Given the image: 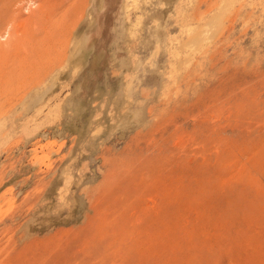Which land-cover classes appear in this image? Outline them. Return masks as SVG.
I'll use <instances>...</instances> for the list:
<instances>
[{
    "label": "rangeland",
    "instance_id": "374dc122",
    "mask_svg": "<svg viewBox=\"0 0 264 264\" xmlns=\"http://www.w3.org/2000/svg\"><path fill=\"white\" fill-rule=\"evenodd\" d=\"M0 10V264H264V0Z\"/></svg>",
    "mask_w": 264,
    "mask_h": 264
},
{
    "label": "bare ground",
    "instance_id": "6f19581e",
    "mask_svg": "<svg viewBox=\"0 0 264 264\" xmlns=\"http://www.w3.org/2000/svg\"><path fill=\"white\" fill-rule=\"evenodd\" d=\"M0 11H3V10H0ZM2 15H3L2 12H0V20L4 21L3 20L4 18L2 17ZM17 36H18V34H16L15 31H13V30L9 31L8 39H7L5 44L12 45L16 48L20 47L23 44L22 38L25 36V34H24V36L21 35L22 38L19 36L17 37ZM83 233H84V228H79L77 231H75L73 229L55 231L54 234L50 235V237L47 238L48 240H46L47 241L46 243L51 248V250L48 251L42 257L41 264H94L93 259L97 258L99 255H102L101 254L102 251L99 249L100 248L99 244H98L99 248H96L97 247L96 246V247H94V249H91L92 251H90L87 249L88 246L86 247V243H85L86 241L84 239L81 240L78 238V240H80V241H78V243L76 242V244H74V245H70L68 242V241L71 242L73 237H77V236L81 237L83 235ZM86 236H87V234H86ZM90 237H88V238H90ZM87 244L89 245L88 242H87ZM55 247L58 248V251H54ZM6 255H5L6 260H3V262H1V263L12 264V262H14V260H15L11 257L12 254H6ZM243 260L244 259H242V261Z\"/></svg>",
    "mask_w": 264,
    "mask_h": 264
}]
</instances>
